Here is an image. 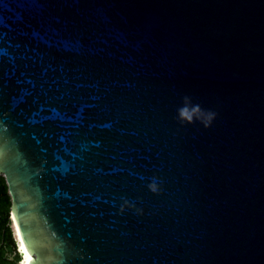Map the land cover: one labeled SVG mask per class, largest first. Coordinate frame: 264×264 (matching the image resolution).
<instances>
[{"label": "water", "instance_id": "95a60500", "mask_svg": "<svg viewBox=\"0 0 264 264\" xmlns=\"http://www.w3.org/2000/svg\"><path fill=\"white\" fill-rule=\"evenodd\" d=\"M0 47L29 264H264V0H0Z\"/></svg>", "mask_w": 264, "mask_h": 264}, {"label": "trees", "instance_id": "16d2710c", "mask_svg": "<svg viewBox=\"0 0 264 264\" xmlns=\"http://www.w3.org/2000/svg\"><path fill=\"white\" fill-rule=\"evenodd\" d=\"M12 204L9 184L0 173V264H19L22 260L11 218Z\"/></svg>", "mask_w": 264, "mask_h": 264}, {"label": "clouds", "instance_id": "9594fccd", "mask_svg": "<svg viewBox=\"0 0 264 264\" xmlns=\"http://www.w3.org/2000/svg\"><path fill=\"white\" fill-rule=\"evenodd\" d=\"M215 118V113L202 110L199 105H192L189 97L184 98V106L178 109V119L182 123L201 122L204 127H209ZM151 191H157V185L152 183L149 185Z\"/></svg>", "mask_w": 264, "mask_h": 264}, {"label": "bare ground", "instance_id": "6f19581e", "mask_svg": "<svg viewBox=\"0 0 264 264\" xmlns=\"http://www.w3.org/2000/svg\"><path fill=\"white\" fill-rule=\"evenodd\" d=\"M20 247L24 254V258L21 260V264H29L30 260L29 257H33L32 253L29 251V249L26 247L25 243L22 240V236L20 234Z\"/></svg>", "mask_w": 264, "mask_h": 264}, {"label": "snow or ice", "instance_id": "6c2138e0", "mask_svg": "<svg viewBox=\"0 0 264 264\" xmlns=\"http://www.w3.org/2000/svg\"><path fill=\"white\" fill-rule=\"evenodd\" d=\"M7 55V52L3 47H0V58H3ZM0 75H2V65H0ZM29 260H31V257H29Z\"/></svg>", "mask_w": 264, "mask_h": 264}, {"label": "rangeland", "instance_id": "374dc122", "mask_svg": "<svg viewBox=\"0 0 264 264\" xmlns=\"http://www.w3.org/2000/svg\"><path fill=\"white\" fill-rule=\"evenodd\" d=\"M18 249L20 250V252L22 253V255H24L23 252H22V250H21L20 245H18Z\"/></svg>", "mask_w": 264, "mask_h": 264}]
</instances>
